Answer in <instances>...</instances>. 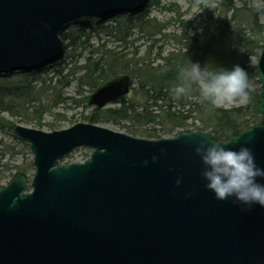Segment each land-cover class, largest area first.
<instances>
[{
    "label": "water",
    "instance_id": "1",
    "mask_svg": "<svg viewBox=\"0 0 264 264\" xmlns=\"http://www.w3.org/2000/svg\"><path fill=\"white\" fill-rule=\"evenodd\" d=\"M147 2L0 0V73L57 60L71 21L136 13ZM254 76L264 117V47ZM130 86L129 74L114 76L88 104L101 108ZM14 132L29 144L35 173L29 191L21 176L0 189V264H264V207L218 201L200 178L194 149L213 140L210 131L145 139L78 122ZM218 142L249 147L264 167V124ZM77 146L91 148L87 159L58 164Z\"/></svg>",
    "mask_w": 264,
    "mask_h": 264
},
{
    "label": "rangeland",
    "instance_id": "2",
    "mask_svg": "<svg viewBox=\"0 0 264 264\" xmlns=\"http://www.w3.org/2000/svg\"><path fill=\"white\" fill-rule=\"evenodd\" d=\"M245 1L259 10L258 19L261 23H264V0ZM236 2L239 3L240 0H236ZM192 3V0H149L143 9L136 13H118L105 18L94 16L69 22L62 32L64 51L57 60L47 63L36 70H16L0 73V94L4 92L13 94L18 93V91H24L31 85L35 86L36 89H40L41 79L45 80L52 76L57 69L63 66L67 67L70 71L69 78L71 80L68 86L61 91L62 94L60 95L58 91L45 92L43 90L38 96L40 104L38 101L34 103L37 108L42 105L43 108L48 109L41 116L40 122H42V125H37L36 116L32 114L33 109L23 110L22 114L17 115L3 112L0 117L12 123L14 127L19 124L43 131L55 130L49 128L48 124H53L56 128L58 127L57 129H65L74 124L71 123V120H77L75 123L86 122L82 121L83 115L88 114L94 108L93 105L87 104V98L93 89L82 78L87 63L90 65L98 63L97 66L104 70L110 65L114 75L121 73L130 74L133 79L131 92L124 99L125 101H141L142 88L140 87L138 75L134 72L135 62L137 63L135 64L136 66L142 62L147 64L151 62L152 66L161 65L163 63L162 59L171 53H190L189 49L200 47L203 41L208 43L211 36L210 32H206L204 28V23H206L204 8L208 12L216 9L217 6L212 3L203 4L199 8ZM168 8H171V10H168ZM139 16H142L143 20L138 21L136 25V17ZM146 19H155L161 31L157 32L152 27H145L144 21ZM82 25L84 33L78 32ZM113 27H117L113 34L103 31V29L110 30ZM185 34L188 36L186 39L183 38ZM71 36H73L72 44L68 47ZM211 39H213L215 51L223 53L226 50L222 40L214 36ZM111 52L118 54L122 58L118 59L117 63H112L108 56ZM259 53L260 50L255 51L249 57V64L254 69L257 65ZM189 56L192 57V54H189ZM192 63H199L201 68L213 72L208 63H203L199 59ZM250 68H245L249 83L247 95L231 104L222 106V108L248 105L249 116L247 119L250 117L256 119L255 125H257L256 123L264 124V117L257 112V109L255 112H251V100L254 95L258 94L260 84L254 76V70ZM47 85L44 86V89ZM34 96H37V93ZM61 96L65 99L61 100ZM119 105L118 101H114L103 108L118 107ZM95 124L139 138H155L148 135L152 133L160 137H169L181 132H187L184 129L173 128L171 125L164 123H148L138 127L129 121L115 124L109 120H102ZM187 124L189 125L188 130L193 131L196 130L199 122L195 119H188ZM14 127L9 126L7 122L4 124L0 122V189L10 183L14 177L21 176L26 180L27 184H25L24 189L26 191L29 189V183L35 171L33 155L29 144L17 138ZM132 129H137L138 131L131 132L130 130ZM90 152L91 148L77 146L59 159L58 164L83 161L89 157Z\"/></svg>",
    "mask_w": 264,
    "mask_h": 264
},
{
    "label": "trees",
    "instance_id": "3",
    "mask_svg": "<svg viewBox=\"0 0 264 264\" xmlns=\"http://www.w3.org/2000/svg\"><path fill=\"white\" fill-rule=\"evenodd\" d=\"M192 2L199 8L203 4H216L217 8L212 11L207 12V9L204 8V13H206L204 28L206 32H210L211 37L214 36L222 40L226 50L223 53L215 51L213 39L209 37L208 43L203 41L200 47L189 49L190 53L169 54L162 59L163 63L161 65L152 66L151 62H148V64L142 62L138 63L137 66L139 67H137L135 62L134 72L138 75L140 87L142 88L141 101H125L122 97L118 100L120 104L118 107L92 108L88 114L83 115L82 121L98 123L102 120H109L115 124L129 121L138 127L148 123H164L171 125L173 128L189 131L187 120L195 119L199 122L196 130H210L215 141H225L255 125L256 119L251 117L247 119L249 116L248 105L231 106L229 108L215 107L209 102L201 100L199 89L195 85L189 95L180 99L173 97L171 89L181 83L179 72L182 67L187 65L188 61L193 62L199 59L203 63H208L213 72L220 69L231 70L236 65L245 69L251 67L249 57L264 46V23H261L258 19L259 10L250 6L247 1L240 0L237 3L236 0H192ZM168 10H171V8H168ZM142 18V16L136 17L135 24L137 25L138 21L143 20ZM144 25L145 27L154 28L157 32L161 31L155 19H146ZM115 28L117 29V27H113L110 30L103 29V31L113 34ZM83 30L82 25L78 32L84 33ZM183 38L186 39L188 36L185 34ZM72 40L73 36L70 38L68 47L72 44ZM189 54H192V57ZM108 56L112 63H117L116 61L122 58L112 52ZM97 64L92 63L90 65L87 63L82 77L92 89L116 75L112 74L114 71L111 70L110 65L104 70ZM250 69L255 70L254 67ZM110 74L113 76H110ZM69 76L70 71L66 66H63L57 69L49 78L41 79L40 89H36L35 86L31 85L24 91H18V93L7 94L4 92L0 94V114L7 112L11 115H17L33 109L32 114L36 116L37 125H42V122H40L41 116L48 109L43 108L42 105L37 108L34 103L38 101L40 104L38 96L43 90L45 92L58 91L61 95V91L68 86L71 80ZM46 84L48 85L44 89ZM36 93L37 96H34ZM60 99L64 100L65 98L61 96ZM251 101V112H255L257 109V95H254ZM71 121V123H75L77 120ZM0 122L3 124L7 122L9 126L14 127L12 123L3 120L1 117ZM48 127L51 129L58 128L53 124H48ZM130 131L136 132L138 130L132 129ZM148 135L156 138L160 137L153 133Z\"/></svg>",
    "mask_w": 264,
    "mask_h": 264
},
{
    "label": "clouds",
    "instance_id": "4",
    "mask_svg": "<svg viewBox=\"0 0 264 264\" xmlns=\"http://www.w3.org/2000/svg\"><path fill=\"white\" fill-rule=\"evenodd\" d=\"M179 75L181 83L171 89L175 99L189 95L195 85L202 101L222 107L244 98L249 90L248 74L239 65L210 72L199 63L188 61ZM194 150L201 162L200 178L216 200L232 201L249 210L256 205L264 207V167L257 164L249 147L230 148L223 142L209 140L201 141ZM151 159L155 162L158 157L153 155ZM181 183L182 178L178 177L176 185ZM191 195L186 193L187 197Z\"/></svg>",
    "mask_w": 264,
    "mask_h": 264
}]
</instances>
